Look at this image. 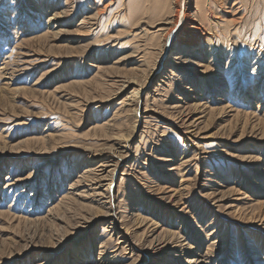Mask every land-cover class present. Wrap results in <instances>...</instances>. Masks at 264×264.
I'll return each mask as SVG.
<instances>
[{
  "label": "rangeland",
  "instance_id": "rangeland-1",
  "mask_svg": "<svg viewBox=\"0 0 264 264\" xmlns=\"http://www.w3.org/2000/svg\"><path fill=\"white\" fill-rule=\"evenodd\" d=\"M0 264H264V0H0Z\"/></svg>",
  "mask_w": 264,
  "mask_h": 264
},
{
  "label": "bare ground",
  "instance_id": "bare-ground-1",
  "mask_svg": "<svg viewBox=\"0 0 264 264\" xmlns=\"http://www.w3.org/2000/svg\"><path fill=\"white\" fill-rule=\"evenodd\" d=\"M182 16L184 17L185 14L183 13ZM180 21L183 22V19H181ZM169 32H170V30H169ZM95 176H96V177H95ZM95 176H94V178H99L100 182H101V180H105V179H104V176H100V175H99V176H98V175H95ZM108 186H109V183H108ZM107 188H108V187H107Z\"/></svg>",
  "mask_w": 264,
  "mask_h": 264
}]
</instances>
